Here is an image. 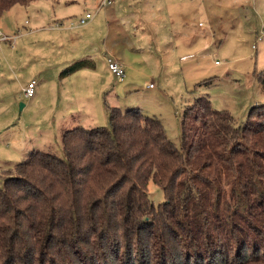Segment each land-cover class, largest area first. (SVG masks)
<instances>
[{
  "label": "trees",
  "instance_id": "16d2710c",
  "mask_svg": "<svg viewBox=\"0 0 264 264\" xmlns=\"http://www.w3.org/2000/svg\"><path fill=\"white\" fill-rule=\"evenodd\" d=\"M28 2L0 0V16ZM232 120L199 97L178 147L114 108L109 127L64 132V158L31 152L0 177V264H264V105Z\"/></svg>",
  "mask_w": 264,
  "mask_h": 264
},
{
  "label": "rangeland",
  "instance_id": "374dc122",
  "mask_svg": "<svg viewBox=\"0 0 264 264\" xmlns=\"http://www.w3.org/2000/svg\"><path fill=\"white\" fill-rule=\"evenodd\" d=\"M103 1L29 0L0 16L11 38L0 44L1 178L33 151L64 158V132L109 127L110 109L161 120L179 147L199 97L238 127L264 105V0ZM86 13L93 19L79 25ZM108 56L124 66L122 82ZM78 60L93 65L63 73ZM148 188L157 206L163 190L153 181Z\"/></svg>",
  "mask_w": 264,
  "mask_h": 264
},
{
  "label": "built area",
  "instance_id": "2783aa9c",
  "mask_svg": "<svg viewBox=\"0 0 264 264\" xmlns=\"http://www.w3.org/2000/svg\"><path fill=\"white\" fill-rule=\"evenodd\" d=\"M111 0H104L103 1V5H108L110 4ZM93 19L92 14L90 13H86L84 17L78 19V24L79 25H86L88 24L91 20ZM257 42H260L264 39V30L257 36ZM11 41V38L4 35L1 31H0V44L2 42H8ZM108 68L109 70L115 75V77L122 82L124 80V76H125V69L124 66L122 65V63L115 59L114 57L110 56L108 58ZM36 86V82L32 81L31 83H29L28 87L25 89V95L26 97H32L34 95V89ZM152 87V85H150Z\"/></svg>",
  "mask_w": 264,
  "mask_h": 264
},
{
  "label": "crops",
  "instance_id": "0c3cea01",
  "mask_svg": "<svg viewBox=\"0 0 264 264\" xmlns=\"http://www.w3.org/2000/svg\"><path fill=\"white\" fill-rule=\"evenodd\" d=\"M141 1H142V0H132V2H131L130 5H131V6H132V5H135V4H137L138 2H141ZM149 1H152V0H149ZM197 11H199V9H198ZM181 35H182L183 37H188V34L185 33V32H184V33H181ZM165 39H170V38H169V37H166ZM109 57H110V56L107 57V62H108V58H109ZM79 61H86V60H78L77 62H79ZM86 63H87V61H86ZM87 64H88V65H87L86 67H88V66H92V65H93V63H91V62H88ZM263 98H264V92H263V95L261 96V99H262V100H264ZM260 104H262V103H260ZM133 108H135V107H133ZM127 109H129V108H127ZM127 109H126V110H127ZM138 110H139V109H138Z\"/></svg>",
  "mask_w": 264,
  "mask_h": 264
}]
</instances>
